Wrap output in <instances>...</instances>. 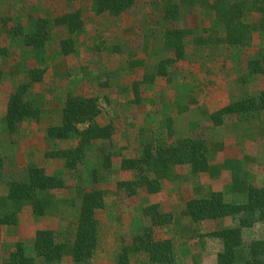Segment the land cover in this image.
Here are the masks:
<instances>
[{
	"label": "rangeland",
	"instance_id": "1",
	"mask_svg": "<svg viewBox=\"0 0 264 264\" xmlns=\"http://www.w3.org/2000/svg\"><path fill=\"white\" fill-rule=\"evenodd\" d=\"M164 0H139V3L119 16L97 15L95 0H0V31L21 27L29 32L31 22L38 17H55L72 10H80L84 27L70 34L66 26L55 27L46 48L33 49L25 45L21 36L3 34V45L8 49L0 56V156L4 158L5 176L15 175L29 162L35 161L49 173L63 174L64 161L45 157V151L63 148L74 141L48 140L47 128L61 121L66 95L85 94L98 97L102 113L101 124L113 122V146L122 157L140 154L142 145L150 141L154 132L167 131L171 126L175 137L191 136L202 132L210 143L209 164L232 156L240 159L253 176L256 184L264 182V113L256 118L244 119L227 115L220 126H215L210 114L222 106L241 100L264 90V74H247V60L264 52V34L255 32L248 47L239 49L229 45L199 46L196 36L207 37L217 30L213 13L196 6L183 10L181 26L193 30L187 39L185 58L171 68L169 77H160L154 84L141 88L142 100L134 101L133 82L145 70H152L162 58L172 54L164 48L163 28L158 23ZM260 15L250 10L246 22L257 25ZM73 37L75 50L62 53L60 41ZM145 67L132 66L137 58ZM44 69V80L35 84L33 100L42 109L39 122H26L18 131L9 134L3 117L9 96L15 85L31 69ZM96 143L88 150L86 163L80 169L79 179L67 175L70 185L83 183L99 186L107 191L105 208L97 212L101 223V237L93 264H118L123 244L130 243L141 230L140 209L149 203H158L163 210H173L184 221L189 220L185 201L207 194L219 186L227 201L234 193H247L244 180L234 183L230 174L216 170L213 177L207 161L173 168L172 176L162 181V190L150 194L140 188L128 196L117 189V182L135 178L132 171L121 170V157L110 171H101L99 182L94 181L92 170L97 161ZM219 158V160H218ZM211 167V166H210ZM6 181H0V197L6 196ZM56 205L46 216H36L30 205H25L15 225L3 226L0 242V264L14 250L17 242L30 245L39 229H52L70 233L74 231L80 198L75 188L55 191ZM0 206V215L2 214ZM235 223L234 218L208 220L199 227L201 232L214 231ZM160 236L173 237L176 246L175 264H212L221 248L218 238L182 239L174 227L162 229ZM245 244L253 239H264V223L243 231ZM145 258L135 256L131 264H141ZM63 264H69L65 260Z\"/></svg>",
	"mask_w": 264,
	"mask_h": 264
},
{
	"label": "trees",
	"instance_id": "2",
	"mask_svg": "<svg viewBox=\"0 0 264 264\" xmlns=\"http://www.w3.org/2000/svg\"><path fill=\"white\" fill-rule=\"evenodd\" d=\"M75 1V0H71ZM139 0H95L97 15L119 16L133 9ZM204 7L214 14L217 30L207 37L196 36L199 46L229 45L239 49L248 47L253 34H264V0H164L163 10L158 23L163 28L164 48L172 56L162 58L152 70H145L132 84L134 101L141 102V88L154 84L160 77H169L171 68L182 61L187 54V39L193 30L180 25L183 10L191 7ZM250 10L260 15L257 25L245 20ZM66 26L70 34L80 32L84 21L80 10H72L55 17H38L31 22L29 32L21 27H12L4 33L0 31V56H6L8 49L3 45L2 35L11 33L21 36L26 46L43 49L48 46L55 27ZM62 53L69 55L75 50L73 37L60 41ZM137 58L132 66L145 67V61ZM247 74H264V52L247 60ZM45 70L31 69L19 80L12 90L3 117L6 131L13 134L26 122H39L42 109L33 100L35 84L44 80ZM102 109L98 97L85 94L66 95L61 111V121L47 128L48 140L55 142L74 141V144L45 151V157L64 161L63 174L49 173L35 161L27 163L14 178L5 176L4 158L0 156V181L8 186L6 196L0 197L2 214L0 215V242L3 226L15 225L18 215L25 205H30L36 216H46L56 205L55 191L75 188L80 198L74 231L68 232L39 229L30 245L17 242L14 250L1 264H93L101 237V223L97 212L106 206L107 191L99 186H87L83 183L70 185L67 175L75 179L80 177V169L86 163L88 150L96 143L97 161L92 173L95 182L101 179V171H110L115 160L121 157L120 168L132 171L135 178L117 182V189L128 196L135 195L140 188L147 193H159L162 181L172 176L173 168L188 165L206 158L208 139L202 132L191 136L175 137L171 126L167 131L154 132L150 141L142 145L135 157H122L113 146L115 125L113 122L101 124L98 121ZM264 113V90L246 98L226 104L210 114L215 126H220L227 115L252 119ZM244 163L228 159L224 167L231 171L234 179L248 182L247 201L236 204L227 201L223 191L214 190L208 195L191 198L186 203L189 221L173 210H163L158 203H149L141 207L140 212L145 225L132 238L123 244L118 256V264H131L133 257L143 256L141 264H175L176 246L173 237L160 236L162 229L174 227L182 239L204 237L218 238L221 248L212 264H264V239H253L245 244L243 231L264 223V182L256 184L247 169L241 171ZM234 218L235 223L214 231L201 232L200 223L205 220Z\"/></svg>",
	"mask_w": 264,
	"mask_h": 264
},
{
	"label": "crops",
	"instance_id": "3",
	"mask_svg": "<svg viewBox=\"0 0 264 264\" xmlns=\"http://www.w3.org/2000/svg\"><path fill=\"white\" fill-rule=\"evenodd\" d=\"M208 154H207V156H206V158L205 159H203V160H201V161H198V162H195V163H193V164H202L203 166H205V161H207L208 162V164H209V162H210V159L212 158L211 156H210V153L212 152L211 151V148H210V143L208 142ZM222 151V160L221 161H218V162H213L212 164H209L208 166H209V170H210V168L211 169H213L212 171H210L212 174L210 175L211 177H213V175H214V173H215V171L216 170H221L222 172H225L227 175L228 174H230V177H231V179L233 180V182L234 183H237V182H239V181H242V180H240V179H234V177H233V175H232V173H231V171L230 170H228V169H226L225 167H224V162L226 161V160H228V159H233V158H231L232 156H228V158L226 159V158H224V156H223V153H224V151H225V146L223 145V149L221 150ZM218 160H219V158H218ZM236 160H240V159H236ZM241 161V160H240ZM211 166V167H210ZM245 181V180H244ZM246 182V181H245ZM247 184H248V182H247ZM247 186H249V184L247 185ZM214 190H219V191H222V188H220L219 186H213L212 185V188H211V190L207 193V194H205V195H202V196H206V195H208L211 191H214ZM248 191V190H247ZM202 196H200V195H197V196H194V197H192V198H195V197H202ZM191 198H188L186 201H185V207H186V203H187V201H189ZM247 201V193L246 194H244V195H242V196H240V198H238V195H236L235 193H234V196H233V200L231 201V202H233V203H236V204H243V203H245ZM187 209V208H186ZM221 220V219H220ZM189 221V220H188ZM205 221H208V220H205ZM213 221H215V220H213ZM204 222V221H203ZM202 223V222H201ZM200 223V224H201Z\"/></svg>",
	"mask_w": 264,
	"mask_h": 264
}]
</instances>
